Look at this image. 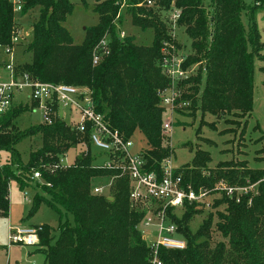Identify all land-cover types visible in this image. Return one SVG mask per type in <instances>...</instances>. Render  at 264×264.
Here are the masks:
<instances>
[{"label": "trees", "instance_id": "16d2710c", "mask_svg": "<svg viewBox=\"0 0 264 264\" xmlns=\"http://www.w3.org/2000/svg\"><path fill=\"white\" fill-rule=\"evenodd\" d=\"M123 1L96 0L93 13L98 22L86 28L83 40L76 44L66 26L74 12L69 0H19L21 16L38 10L27 45L31 62L19 68L40 82L92 91L97 112L114 129L127 139L136 133L143 137L146 147L140 154L148 170H158L161 162L173 153L164 145L169 140L162 135L165 109L160 94L170 87L171 81L164 75L161 61L166 54H175L177 43L167 24L156 14L145 16L144 10L136 11L135 0H128L131 7L128 5L127 12L135 26L154 31L153 42L142 46L130 37H121L115 19L122 20L118 14ZM80 2L86 5L85 0ZM160 3L167 10L174 4L181 11L177 24L185 28L193 52L185 57L184 68L204 62L196 77L179 84L182 98L189 97V90L200 94L189 110H200L201 115L208 113L218 119L225 114L251 116L255 62L264 60L259 55L264 45L256 22L257 15L264 11V0H254L253 5H246L243 0ZM16 18L14 3L0 0V47H13ZM104 38L108 40L110 54L94 66V49ZM25 39L21 36L20 42ZM260 70L264 72V68ZM185 83L191 86L182 92ZM30 105L13 106L0 118V152L9 155L0 164V216L6 218L9 214L12 181L21 190L39 187L47 197L38 193L33 196L29 216L45 204L60 217L57 238L47 225L39 233L36 246L44 254L46 264H151L150 248L138 229L145 211L130 202L127 176L119 169L94 168L90 145L84 156L66 166L67 152L82 142L81 136L60 119H54L51 125L41 123L18 129L15 120L37 108V103ZM176 111L178 117H185L184 111ZM203 126L199 125L197 130L198 140L215 144L202 139ZM210 127L216 130L215 124ZM34 137L40 138L41 146L31 151L26 160L17 146ZM83 140L89 144L86 137ZM209 162L210 153L198 148L191 162L180 167L185 181L196 189H211L221 180L231 185L258 183L257 194L250 195V203L245 199L236 204L225 197L215 202L216 208L226 206L225 214H218L219 222L215 225V231L225 241L215 245L212 213L207 212L196 226L191 225L194 218L205 213L199 206H190L179 218L175 217L187 247L183 251L161 249L162 264H264V169L254 170L226 161L208 168ZM36 172L41 179H33ZM95 178L112 182L109 195L92 192Z\"/></svg>", "mask_w": 264, "mask_h": 264}, {"label": "rangeland", "instance_id": "374dc122", "mask_svg": "<svg viewBox=\"0 0 264 264\" xmlns=\"http://www.w3.org/2000/svg\"><path fill=\"white\" fill-rule=\"evenodd\" d=\"M14 3L16 10V30L17 34L25 36L26 39L23 42H18V45L14 46L13 53L9 54L5 47H0V75H4L3 65L4 64H19L24 66L31 62V54L27 51V45L31 41L32 33L31 27L32 22L38 16V10L35 9L33 12L26 16H21L17 6H19V0H9ZM74 5V12L68 18L66 22L67 28H69L71 34L75 39V43H81L85 36V30L88 27L96 25L98 22V16L93 13V8L96 4V0H85L86 5L83 6L80 0H69ZM148 0H135V8L137 10H144L147 14H156L159 20L164 21L167 24V29L170 31L178 45L174 48L175 54L180 59H185L186 56L192 54L191 40L188 38L185 28L183 26L171 27L170 19L174 12L181 11L176 9L175 5H171V9L167 10L160 3V0H151L152 4H147ZM210 0H206L208 4ZM246 5H253L254 0H243ZM128 0L123 1L122 6L119 9V14L122 16V20L119 22L115 19L117 29L120 31L122 37H130L133 39L136 45L149 46L152 44L154 39V31L152 29L142 30L141 28L133 24L131 16L128 14ZM131 7V6H130ZM244 23L246 19L243 17ZM172 22V21H171ZM257 26L261 35V43L264 45V11H262L256 17ZM259 55L264 57V48L259 52ZM204 66V62L192 63L187 69L190 71V77L194 78L200 71V67ZM264 68V60L256 61L254 68V86H253V108L251 116L248 115H228L225 114L222 117H212L208 113L202 114L200 110L190 111L188 107L192 106V103L199 99L200 94L195 92H187L185 89L187 84L181 88L182 92H187L189 97L187 99L182 98L179 101V108L184 111L185 117H178L176 115L164 114L163 118L167 121H171V128L166 133H162L165 139L169 142L164 141V145L173 153L169 156L173 158L174 165L176 167H184L190 163L195 156L196 150L208 151L210 153L211 162L207 165L208 168H215L219 162L226 161L231 162L235 165H245L251 169L259 170L264 169V72L260 70ZM204 80L205 75L203 72L200 74ZM189 77V78H190ZM202 80V81H203ZM204 83V82H203ZM203 83L199 84L200 92L203 88ZM191 84H188L190 87ZM187 87V88H188ZM194 87H197L194 84ZM193 87V88H194ZM186 93V94H187ZM28 93L17 94L14 107L20 105H28L31 107L29 102ZM185 104V105H184ZM188 110V111H187ZM194 112V114H192ZM187 116V117H186ZM190 116V117H188ZM61 117L67 125H73L78 121V116H69L67 112L62 111ZM43 123L42 112L39 109L29 110L23 113L19 118L15 120V125L18 129H26L34 125ZM216 125V130L210 126ZM232 123V124H230ZM260 127H258V125ZM199 125L201 128V137L206 141H213L215 144H208L204 141H199L197 137V130ZM257 125V126H256ZM227 130V131H226ZM226 131V132H225ZM81 143L75 148L70 149L64 159L66 166L72 165L77 157L84 156L86 151L90 149L89 144L85 140L81 139ZM132 148L130 152L132 155L141 153V150L146 147V142L143 137L136 133L131 137ZM41 146V140L39 137L26 139L21 142L17 148L24 155V158L28 160L29 153ZM92 154H103L100 149L91 147ZM8 153L0 152V164H4L9 158ZM168 157V158H169ZM100 165L104 161H99ZM246 162V163H244ZM109 183L106 178H95L93 180V186L107 185ZM257 183H255L256 185ZM258 187V184H257ZM9 214L6 218L0 216V264H46L44 254L38 250L37 246H26L23 244H15L10 241L11 230L19 226H50L53 231L52 235L57 238L58 236V225L59 215L47 205L42 204L38 209L37 213L33 216L30 215L31 204L33 196L38 193L47 197L39 187L35 189L32 187L21 190L15 181H12L9 185ZM256 192V189L254 193ZM257 194V193H256ZM214 200L211 208L204 210L205 213L202 216L194 218L191 223L192 226H196L202 221V218L206 216V213H212V237L213 245L218 242L225 241L220 234L215 231V225L219 222L218 214H225L226 206L221 205L215 207ZM141 208V207H139ZM148 209V208H147ZM150 210V208L148 209ZM147 214V211H145ZM150 215L149 213L146 215ZM30 217V218H29ZM149 217V216H148ZM71 220V219H70ZM168 222L164 223L167 226ZM155 222L149 221L146 224L140 225L139 230L147 238V240H154L158 237L159 233L156 231ZM163 236L166 233H162Z\"/></svg>", "mask_w": 264, "mask_h": 264}, {"label": "built area", "instance_id": "2783aa9c", "mask_svg": "<svg viewBox=\"0 0 264 264\" xmlns=\"http://www.w3.org/2000/svg\"><path fill=\"white\" fill-rule=\"evenodd\" d=\"M147 4L151 5L152 1L148 0ZM17 9L20 10V5ZM179 18V12L172 14L171 27L176 26ZM19 41L20 35L15 33L11 40L13 47H5L9 54L13 53L14 46ZM109 54L108 40L104 38L94 49L93 65H99ZM184 61L185 59H180L174 53L166 54L161 61L163 73L171 81L170 87L160 94L165 115L167 113L177 114L176 110L181 100L179 84L187 80L191 74L187 68H184ZM2 71L4 75H0V118L14 106L17 94L27 92L29 102L37 103L36 109L41 110L43 123L51 125L54 119L63 121L62 111L67 112L69 116L79 117L77 122L67 126L82 139L86 137L90 147L103 152L100 155H93L94 168L119 169L123 175L127 176L130 202L150 214L149 217L145 214L139 226L153 220L157 226L156 231L159 233L156 239L147 240L139 230L150 248L151 264H162L159 255L161 249L167 251L186 249L187 242L179 235V227L174 218H179L190 206L195 205L207 210L211 208L215 199L224 197L236 204L242 203L245 199H249L250 203L251 197L257 193L258 183L256 185H231L224 180L217 182L211 189L205 187L196 189L192 183L185 181L180 167L174 165L172 157L163 160L158 170H148L147 163L140 153L131 154L130 149L133 146L131 138L127 139L108 123L104 115L97 112L92 91L84 87L40 82L22 71L19 64H4ZM170 128L171 121L163 118V134L168 135ZM99 161L104 162L100 165ZM33 179H41L40 173H34ZM111 183L109 181L107 185H95L92 192L96 195L107 196ZM166 221L168 225L164 226ZM42 228L43 226H19L11 230L10 241L15 244L36 246ZM162 233L166 235L163 236Z\"/></svg>", "mask_w": 264, "mask_h": 264}, {"label": "water", "instance_id": "95a60500", "mask_svg": "<svg viewBox=\"0 0 264 264\" xmlns=\"http://www.w3.org/2000/svg\"><path fill=\"white\" fill-rule=\"evenodd\" d=\"M109 200H112V198H109Z\"/></svg>", "mask_w": 264, "mask_h": 264}]
</instances>
